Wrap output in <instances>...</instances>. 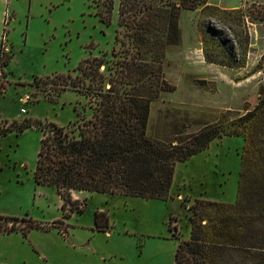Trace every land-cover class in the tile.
Listing matches in <instances>:
<instances>
[{"label": "rangeland", "instance_id": "1", "mask_svg": "<svg viewBox=\"0 0 264 264\" xmlns=\"http://www.w3.org/2000/svg\"><path fill=\"white\" fill-rule=\"evenodd\" d=\"M97 1L7 0L4 29L12 56L0 68V124L31 117L75 125L78 111L91 117L89 94L64 89L47 77L76 76L79 63L96 55L105 56L101 69L109 74L113 48L121 50L116 35L123 37L125 27L119 23L120 0H115L110 24L96 12ZM213 2L223 7L237 3L243 14L219 12L202 20L201 6L181 9L182 39L168 45L163 60L164 76L176 88L152 100L150 133L164 134L167 108L185 131H193L227 109L243 112L258 98L264 84V0ZM209 25L221 46L245 64L204 60L199 48L202 27ZM42 135L37 125L0 135V214L20 217L0 219V264H174L179 240L190 234L189 205L197 198L237 199L244 138L224 135L176 163L166 199L75 190V208H63L56 187L34 177ZM97 211L103 212L105 227L98 226ZM253 253L252 264H264V251Z\"/></svg>", "mask_w": 264, "mask_h": 264}, {"label": "trees", "instance_id": "2", "mask_svg": "<svg viewBox=\"0 0 264 264\" xmlns=\"http://www.w3.org/2000/svg\"><path fill=\"white\" fill-rule=\"evenodd\" d=\"M114 3L97 1L96 12L107 24L112 21ZM199 6L204 12L200 13L202 20L219 12L243 14L241 7L226 8L209 0H190L187 4L183 0H120L119 23L125 31L123 37L116 35L121 50L113 48L116 58L108 66L109 74L101 69L107 62L105 56L96 55L79 63L76 76L69 72L47 77L64 89L89 94L91 117L78 111L80 121L75 125L25 117L0 124V135L33 125L42 129L34 177L37 183L56 187L63 208L69 204L75 208V190L166 199L178 161L206 149L217 137L242 135L237 199L197 198L189 205L190 234L179 240L174 264H252L254 250L264 251V84L256 102L246 105L243 112L227 109L210 123L185 131L167 108L164 134L149 132L152 100L162 90L176 88L164 76L163 60L168 45L182 39L181 9ZM202 30L208 62L245 64L235 51L221 46L223 41L215 36L211 25ZM7 51L2 47L1 69L12 56ZM102 213L96 212L99 227L107 225L101 223ZM0 219L15 221L20 217L0 214Z\"/></svg>", "mask_w": 264, "mask_h": 264}, {"label": "crops", "instance_id": "3", "mask_svg": "<svg viewBox=\"0 0 264 264\" xmlns=\"http://www.w3.org/2000/svg\"><path fill=\"white\" fill-rule=\"evenodd\" d=\"M7 2V0H0V38H2L3 37V34H4V32H6V29H4V28H6V26H7V23H8V21H7V23H6V14H5V12H6V9L8 8L7 6H8V4L6 3ZM209 2L210 3H214L213 2V0H209ZM217 4V3H216ZM237 4V3H236ZM228 5V6H224V7H228V8H234V7H236L237 5ZM223 7V6H222ZM11 19L12 18H15V16L13 15L12 17H10ZM184 38V37H183ZM8 39V38H7ZM201 43H203V41L201 40ZM173 45V44H172ZM200 50H201V52H202V57L204 58V60L205 61H207L206 59H205V55H204V48H203V44L200 46V48H199Z\"/></svg>", "mask_w": 264, "mask_h": 264}, {"label": "built area", "instance_id": "4", "mask_svg": "<svg viewBox=\"0 0 264 264\" xmlns=\"http://www.w3.org/2000/svg\"><path fill=\"white\" fill-rule=\"evenodd\" d=\"M7 15H9L8 12H7V14H6V17H7ZM5 35H6V33L4 32L3 37H2V39H1L2 42H3L2 45H3V48H5L6 50H9V49H8V46L6 45V41H7V40H6V36H5ZM22 110H26V108L23 107Z\"/></svg>", "mask_w": 264, "mask_h": 264}]
</instances>
